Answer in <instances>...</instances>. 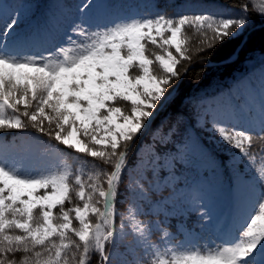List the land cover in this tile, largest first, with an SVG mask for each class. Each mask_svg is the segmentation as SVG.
Instances as JSON below:
<instances>
[{
    "label": "snow or ice",
    "instance_id": "obj_1",
    "mask_svg": "<svg viewBox=\"0 0 264 264\" xmlns=\"http://www.w3.org/2000/svg\"><path fill=\"white\" fill-rule=\"evenodd\" d=\"M114 7L81 0L55 42L18 33L15 14L0 23V132L34 129L56 142L45 154L57 160L36 169L24 156L0 157V264H92L94 255L96 264H264V81L259 132L240 119L211 124L252 173L245 214L222 238L186 245L163 229V244L154 242L138 219L140 180L126 185L134 194L126 212L117 210L134 143L179 95L181 67L184 75L195 62L212 70L234 62L257 35L264 41V0H245L236 14L158 12L99 23ZM128 236V250L147 259H118Z\"/></svg>",
    "mask_w": 264,
    "mask_h": 264
},
{
    "label": "rangeland",
    "instance_id": "obj_2",
    "mask_svg": "<svg viewBox=\"0 0 264 264\" xmlns=\"http://www.w3.org/2000/svg\"><path fill=\"white\" fill-rule=\"evenodd\" d=\"M80 2L0 0V16L6 20L15 14L21 20L18 33L39 32L45 43L54 42L59 36L57 29L71 18L69 9ZM135 16H138V12L134 6L115 4L111 13L101 16L98 22L106 24L111 20ZM262 81L264 63L238 80L230 90L200 99L202 107L195 125L204 131L201 135L208 145L201 142L200 133L189 129L172 147L164 145L170 140L168 132L163 135L155 132L156 142L162 145L161 148L154 147V141L135 148L134 160L126 171L124 188L134 180H140L144 185L146 199L138 201L143 213L138 219L150 224L154 242L163 244L160 239L163 229L168 230L174 241L186 245L218 241L232 224L243 218L252 191L249 183L252 173L248 171L246 161L232 159L235 150L220 141L212 132L211 124L213 119H240L245 124L253 125V131L259 132ZM11 132L21 137L12 141L0 139V157L24 156L28 164L36 169L57 163L54 154H45L49 143L43 141L40 133L31 128ZM133 195L126 190L125 196L123 193L122 198L118 197V201L124 203L123 208H117L118 213L126 212ZM117 217L119 227L120 216ZM194 217L201 219L200 229L186 225L185 220ZM129 246L135 248L131 236L118 247V259L133 261L148 258L141 249L129 251Z\"/></svg>",
    "mask_w": 264,
    "mask_h": 264
},
{
    "label": "trees",
    "instance_id": "obj_3",
    "mask_svg": "<svg viewBox=\"0 0 264 264\" xmlns=\"http://www.w3.org/2000/svg\"><path fill=\"white\" fill-rule=\"evenodd\" d=\"M13 2H21L22 0H8ZM114 4L134 6L138 12V16L155 15L158 12H165L169 15L179 14H192L199 12H223L227 10L229 13H239L240 5L245 0H112ZM250 15L253 19L259 20L254 12L250 10ZM3 17L0 16V23L3 21ZM259 24H257V29ZM59 37L56 39L58 40ZM55 40V41H56ZM54 41V42H55ZM196 41L193 40V55L195 56ZM203 56V53L200 54ZM213 61H220L222 57L220 55H214L209 57ZM185 64L187 62H184ZM264 63V41L257 38L255 41L242 51L238 58H234V62L215 63L214 68L209 70L205 62H195L188 71L187 75L183 73V66L181 67L182 79L179 82V95L175 100L160 110L153 120L151 127L145 131L134 143L129 163L134 160L135 148L140 144L154 141V147L161 148L162 145L153 139L152 135L157 132L165 134L169 128L172 129L170 133V140L166 141L164 145L172 147L173 143L181 139V135L189 129H192L196 133H200L199 139L204 144L208 145L203 138L204 131L195 125L196 116L199 113L202 104L200 99L206 96H212L219 92L230 90L235 83L245 75L253 73L254 69ZM201 69H204L201 71ZM163 129L162 132H158L157 129ZM42 136V139L51 144H56L55 141H49L47 136ZM21 136L16 132L5 131L0 132V139H8V141L17 140ZM59 148H63V145H56ZM71 151V150H68ZM89 160L91 158H88ZM68 162L75 166L76 161L71 158ZM127 181V175L124 174L123 182L121 184L120 192L124 196L126 193L125 184ZM122 195L119 198H122ZM124 203L117 202V208H123ZM118 217L116 218L117 223ZM186 225L200 229L201 219L191 218L185 220ZM160 233V232H159ZM98 256L92 257V264H96Z\"/></svg>",
    "mask_w": 264,
    "mask_h": 264
}]
</instances>
